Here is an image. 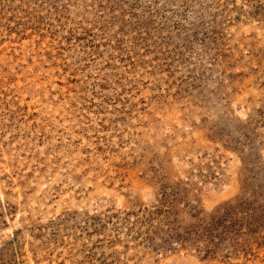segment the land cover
<instances>
[{
    "label": "rangeland",
    "instance_id": "1",
    "mask_svg": "<svg viewBox=\"0 0 264 264\" xmlns=\"http://www.w3.org/2000/svg\"><path fill=\"white\" fill-rule=\"evenodd\" d=\"M0 264H264V0H0Z\"/></svg>",
    "mask_w": 264,
    "mask_h": 264
}]
</instances>
